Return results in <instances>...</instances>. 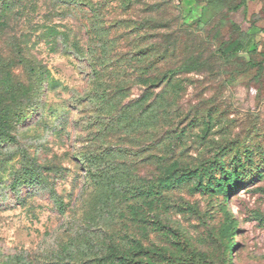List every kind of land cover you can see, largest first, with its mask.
I'll list each match as a JSON object with an SVG mask.
<instances>
[{
	"label": "rangeland",
	"instance_id": "rangeland-1",
	"mask_svg": "<svg viewBox=\"0 0 264 264\" xmlns=\"http://www.w3.org/2000/svg\"><path fill=\"white\" fill-rule=\"evenodd\" d=\"M209 1L0 0V264H264V71Z\"/></svg>",
	"mask_w": 264,
	"mask_h": 264
},
{
	"label": "trees",
	"instance_id": "trees-1",
	"mask_svg": "<svg viewBox=\"0 0 264 264\" xmlns=\"http://www.w3.org/2000/svg\"><path fill=\"white\" fill-rule=\"evenodd\" d=\"M58 3L60 4H68V7L66 8L68 10L69 6L71 4H74L75 0H56ZM215 0H210L209 3L211 5V7L215 10H219L220 5L218 2H214ZM247 0H239V2H237V4L233 5L232 7V12L239 10L241 7L245 6ZM86 4V3H83ZM251 28V27H250ZM257 30V31H255ZM263 29L262 28H254L253 30H248V31H241L243 33H245L241 38L238 39L237 43L233 46L232 48V53L235 55H240L242 53H248L251 58H250V62H252L253 64H257L259 68H262V72H263V67L261 66V64L263 65L264 60L261 58H257L255 57V52L257 51V45H258V41L256 40V36L259 34V32H262ZM258 60V61H254V60ZM216 175H213L211 173V177L209 181H206L202 176L199 179L198 183H195L194 186V190H198L201 191L204 194H208V193H212V194H221L227 187L228 183H220V182H214V177ZM18 179V182H21V178H16ZM179 185H181V183H173L169 188H176L179 187ZM50 195L54 201V203L56 204V206L62 211L64 208V203L62 202V200H60L59 196L57 195V193L51 189L50 191ZM157 222L159 223V230H162L164 228V224L162 222V220L158 217L157 218ZM235 229L232 230V232H234ZM198 258L201 259H205L204 255H198ZM207 261V260H206Z\"/></svg>",
	"mask_w": 264,
	"mask_h": 264
},
{
	"label": "crops",
	"instance_id": "crops-1",
	"mask_svg": "<svg viewBox=\"0 0 264 264\" xmlns=\"http://www.w3.org/2000/svg\"><path fill=\"white\" fill-rule=\"evenodd\" d=\"M240 9L244 10L245 15L248 16V20L250 21L249 28L246 31H248L249 29L253 30L254 28L263 29V31L259 32V34L256 36L258 45L257 51L254 55L255 57L264 60V0H247L245 6L241 7ZM246 54L248 55V57L250 56L248 53ZM262 67L264 71V62Z\"/></svg>",
	"mask_w": 264,
	"mask_h": 264
}]
</instances>
